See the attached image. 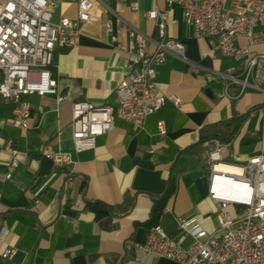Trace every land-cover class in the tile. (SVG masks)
<instances>
[{
	"label": "crops",
	"instance_id": "obj_1",
	"mask_svg": "<svg viewBox=\"0 0 264 264\" xmlns=\"http://www.w3.org/2000/svg\"><path fill=\"white\" fill-rule=\"evenodd\" d=\"M52 1L53 21L75 17L76 0ZM138 8L133 21L126 4L110 1L108 9L94 4L77 46L55 51L49 67L65 100L25 97L31 107L26 128L11 125L10 107L0 99V234L6 232L0 237V264H176L143 258L136 249L157 225L188 247L192 239L178 228V217L210 216L202 228L208 233L218 228L216 206L196 187L198 180L207 183V151L217 142L223 160L238 165L259 153L263 95L249 90L232 101L223 95L221 75L237 67L242 79L244 59L221 56L213 38H196L177 5L138 0ZM153 9L166 14L167 37L185 49V60L166 54L156 68V88L166 97L163 107L146 118L141 130L114 118L113 130L96 137L93 149L76 153L71 105L117 106L115 89L126 55L123 39L114 44L111 36L122 35V23L133 22L158 40L155 22L145 15ZM106 22L111 33L104 29ZM236 44L251 55L264 53V44L248 46L243 38ZM172 95L178 105L168 99ZM42 147L68 154L72 170L42 157ZM11 151L18 166L6 180ZM92 204L107 214L97 217ZM6 248L16 251L12 260L1 257Z\"/></svg>",
	"mask_w": 264,
	"mask_h": 264
},
{
	"label": "built area",
	"instance_id": "obj_2",
	"mask_svg": "<svg viewBox=\"0 0 264 264\" xmlns=\"http://www.w3.org/2000/svg\"><path fill=\"white\" fill-rule=\"evenodd\" d=\"M110 1L126 4L134 21L138 0H76L75 17L62 16L58 21L52 19L56 9L52 0H0V99L10 107L14 128L27 127L31 107L25 97L51 95L58 103L65 100L49 71L54 53L74 49L83 26L92 21L94 4L108 9ZM163 1L181 8L184 23L193 29L196 38L215 39L221 56L244 59L242 79L237 76V67H229L221 75L223 95L232 101L249 90L261 93L264 118V53L251 55L247 47L236 44L238 38L245 39L248 46L264 44V0ZM145 15L155 22L158 40L139 31L133 22L122 23V35L111 36L114 44L123 39L126 55L125 73L115 89L117 106H94L88 102L71 105V140L76 153L93 149L96 137L113 130L114 118L141 130L146 118L164 105L166 97L159 95L154 82L156 68L165 62L166 54L185 60V49L180 41L167 37L165 13L153 9ZM104 29L111 33V23L106 22ZM168 99L175 105L180 103L175 95ZM158 128L164 134L161 122ZM10 153L6 180L12 178L18 166L16 152ZM40 153L55 166L72 170L68 154L46 147ZM206 164V197L217 208L218 228L212 233L202 228L210 216L178 217V228L192 239L188 247H181L157 225L137 252L143 258L156 257L176 264H264V124L259 153L246 163L225 162L221 145L215 142L206 153ZM226 181L234 185L235 191H225L222 185ZM228 209L234 210V218L226 212ZM5 235L2 231L0 237ZM15 254L14 249L6 248L1 257L12 260Z\"/></svg>",
	"mask_w": 264,
	"mask_h": 264
},
{
	"label": "water",
	"instance_id": "obj_3",
	"mask_svg": "<svg viewBox=\"0 0 264 264\" xmlns=\"http://www.w3.org/2000/svg\"><path fill=\"white\" fill-rule=\"evenodd\" d=\"M205 93L207 95H209L210 91L209 90H206ZM196 187L200 193L201 196H206V190H205V186H204V183L202 180H198L196 181Z\"/></svg>",
	"mask_w": 264,
	"mask_h": 264
},
{
	"label": "trees",
	"instance_id": "obj_4",
	"mask_svg": "<svg viewBox=\"0 0 264 264\" xmlns=\"http://www.w3.org/2000/svg\"><path fill=\"white\" fill-rule=\"evenodd\" d=\"M91 207L95 211L97 217L104 216L107 214V210H105L104 208H98L96 204H92Z\"/></svg>",
	"mask_w": 264,
	"mask_h": 264
},
{
	"label": "bare ground",
	"instance_id": "obj_5",
	"mask_svg": "<svg viewBox=\"0 0 264 264\" xmlns=\"http://www.w3.org/2000/svg\"><path fill=\"white\" fill-rule=\"evenodd\" d=\"M226 170L227 171H232L231 169H226ZM222 186L225 189V191H227L229 193L235 191L234 185L231 182H229V181H226Z\"/></svg>",
	"mask_w": 264,
	"mask_h": 264
},
{
	"label": "rangeland",
	"instance_id": "obj_6",
	"mask_svg": "<svg viewBox=\"0 0 264 264\" xmlns=\"http://www.w3.org/2000/svg\"><path fill=\"white\" fill-rule=\"evenodd\" d=\"M228 163H230V162H228ZM231 164H232V163H231ZM226 212H229L230 215L232 216V218L235 217V213H234V210H233V209H228V210H226Z\"/></svg>",
	"mask_w": 264,
	"mask_h": 264
}]
</instances>
